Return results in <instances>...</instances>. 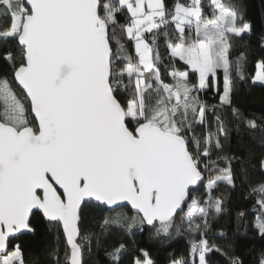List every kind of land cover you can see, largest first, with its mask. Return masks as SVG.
<instances>
[{
	"label": "snow or ice",
	"instance_id": "6c2138e0",
	"mask_svg": "<svg viewBox=\"0 0 264 264\" xmlns=\"http://www.w3.org/2000/svg\"><path fill=\"white\" fill-rule=\"evenodd\" d=\"M250 32L231 0H0V264H25L13 241L35 233L36 217L62 228L63 264H83L93 211L114 213L98 218L101 233L147 225L170 236L186 223L196 237L190 256L171 264H208L212 252L243 264L210 242L207 229L224 212L215 191L236 187L218 108L258 128L233 105L232 72L244 79V54L234 64L232 40ZM252 83L264 86V60ZM210 90L219 106L201 100ZM250 195L252 226L264 237V180L250 183ZM125 249L107 253L111 264H121ZM51 255L61 264L58 251ZM133 264L155 262L142 250Z\"/></svg>",
	"mask_w": 264,
	"mask_h": 264
},
{
	"label": "trees",
	"instance_id": "16d2710c",
	"mask_svg": "<svg viewBox=\"0 0 264 264\" xmlns=\"http://www.w3.org/2000/svg\"><path fill=\"white\" fill-rule=\"evenodd\" d=\"M175 0H166L169 7ZM207 6L208 0H204ZM239 6L245 22L251 25V32L232 40L231 58L235 61L240 54H244L241 61L240 72L244 79L240 78L235 67L232 76L234 83L233 105L240 109L243 117L254 119L258 124L255 130L248 129L243 123L233 119L229 109H219L223 112L225 125L228 129L227 139L222 138L223 155L235 157L233 170L236 176V187L220 185L214 196L223 200L224 212L210 220L207 229L210 242L219 245L232 256L238 257L243 264H259L264 258V237L253 228L254 197L250 195V183L264 180L260 174V162L264 160V86L252 83L257 61L264 60V0H231ZM3 47V45H0ZM162 57L161 71L166 82H171L167 75L172 62L164 45H160ZM0 66L3 61L0 60ZM177 68H183L182 63L176 64ZM222 72L220 73V87L222 89ZM201 100L210 106H219V96L214 90L200 93ZM207 119L212 122L211 130L215 132L214 118L211 112ZM198 132L203 131L198 126ZM246 169L248 176L241 174V169ZM125 214L134 215L128 208L121 209ZM247 214V219H240L238 213ZM114 215V213L93 211L89 213V219L85 224L87 230L84 234L91 235L92 243L82 245L83 264H111L107 253L120 244L126 246L122 254L121 264H133L136 257L142 255V250L147 251L155 264H170L173 259H188L190 256V242L196 237L187 230L186 223L180 225L179 231H173L170 236L157 235L155 229L150 226L138 225L131 231L126 228L112 226L101 233L97 228L100 216ZM42 224V233L38 243L34 244L29 239L34 235H21L13 243L23 241L21 245L25 264H55V257L51 253L56 250L63 264L64 250L66 247L61 228L57 224H49L42 217H36ZM208 264H228V258L221 253L212 252L207 256Z\"/></svg>",
	"mask_w": 264,
	"mask_h": 264
},
{
	"label": "rangeland",
	"instance_id": "374dc122",
	"mask_svg": "<svg viewBox=\"0 0 264 264\" xmlns=\"http://www.w3.org/2000/svg\"><path fill=\"white\" fill-rule=\"evenodd\" d=\"M33 227L36 229L34 235H32V237L29 239L32 243L36 244L38 243L41 233H42V228H43V224L42 222L37 218L35 220H33ZM18 244L22 245L23 241L19 240L17 242ZM171 264V263H170Z\"/></svg>",
	"mask_w": 264,
	"mask_h": 264
},
{
	"label": "water",
	"instance_id": "95a60500",
	"mask_svg": "<svg viewBox=\"0 0 264 264\" xmlns=\"http://www.w3.org/2000/svg\"><path fill=\"white\" fill-rule=\"evenodd\" d=\"M128 209L130 210V208H128ZM130 211H131L133 214H135L134 211H132V210H130ZM42 219H43V218H42ZM45 222H46V221H45ZM60 228H61V227H60ZM61 232H62V228H61ZM25 234H31V233L20 234L19 237H20L21 235H25ZM62 234H63V232H62ZM63 237H64V236H63ZM64 240H65V239H64Z\"/></svg>",
	"mask_w": 264,
	"mask_h": 264
}]
</instances>
